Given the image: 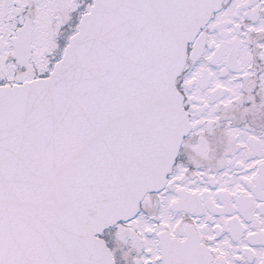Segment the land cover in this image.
<instances>
[{
	"label": "snow or ice",
	"instance_id": "snow-or-ice-1",
	"mask_svg": "<svg viewBox=\"0 0 264 264\" xmlns=\"http://www.w3.org/2000/svg\"><path fill=\"white\" fill-rule=\"evenodd\" d=\"M0 264H264V0H0Z\"/></svg>",
	"mask_w": 264,
	"mask_h": 264
}]
</instances>
